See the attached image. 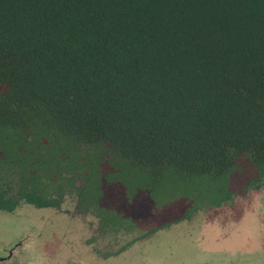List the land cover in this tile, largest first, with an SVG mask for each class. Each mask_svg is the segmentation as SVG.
I'll use <instances>...</instances> for the list:
<instances>
[{
  "label": "trees",
  "instance_id": "1",
  "mask_svg": "<svg viewBox=\"0 0 264 264\" xmlns=\"http://www.w3.org/2000/svg\"><path fill=\"white\" fill-rule=\"evenodd\" d=\"M263 183L264 0H0V212L129 246Z\"/></svg>",
  "mask_w": 264,
  "mask_h": 264
},
{
  "label": "rangeland",
  "instance_id": "2",
  "mask_svg": "<svg viewBox=\"0 0 264 264\" xmlns=\"http://www.w3.org/2000/svg\"><path fill=\"white\" fill-rule=\"evenodd\" d=\"M248 195L146 236L111 263L102 258H113L126 243L145 234L146 226L126 236H105L95 219L76 216L69 207L66 212L20 206L12 213L0 212V254L24 241L22 246H30L38 257L32 264H216L217 259L218 264H241L243 256L234 253V245H255L264 231L256 220L261 212L256 202L239 218ZM254 255L257 264H264L262 251Z\"/></svg>",
  "mask_w": 264,
  "mask_h": 264
},
{
  "label": "flooded vegetation",
  "instance_id": "3",
  "mask_svg": "<svg viewBox=\"0 0 264 264\" xmlns=\"http://www.w3.org/2000/svg\"><path fill=\"white\" fill-rule=\"evenodd\" d=\"M248 196H249V199L246 201L247 204H245V208L242 210L241 214L239 215V218L242 217L244 212L249 209L250 203L256 202L257 204L261 205V212L258 216L259 218H256V220L258 222V225L264 228V183L260 186L258 190H253ZM226 232L227 231L224 232L225 236H226ZM23 242L24 241H19L18 243H16L9 249H4L3 251L4 253L0 254V264H11V263L12 264H27V263L32 264L34 261H36L38 257L36 259L35 251L30 246L23 247L22 246ZM128 243H126L125 246ZM133 244L126 246L125 249L123 250L122 248L119 249V251H117V253L113 256V258L105 256L104 258H102V260H105L106 262H110V263L115 261V257L120 256L123 251L131 247ZM256 245H258V247H256ZM235 246L236 248H234L233 250H236L237 252H234V253H237L243 256L240 261L241 264H257L256 256L254 255L255 256L254 257L253 253L260 252V251L264 253V231H262V233L260 232V236L258 238V241H256L255 245L247 243L245 246L234 245V247ZM218 263H219V260L217 259L216 264Z\"/></svg>",
  "mask_w": 264,
  "mask_h": 264
}]
</instances>
